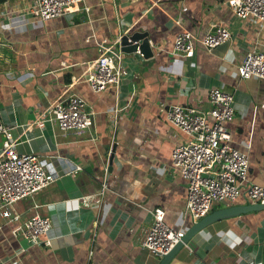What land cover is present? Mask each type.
Listing matches in <instances>:
<instances>
[{
  "label": "crops",
  "instance_id": "obj_1",
  "mask_svg": "<svg viewBox=\"0 0 264 264\" xmlns=\"http://www.w3.org/2000/svg\"><path fill=\"white\" fill-rule=\"evenodd\" d=\"M30 3L0 2V122L11 126L18 152L37 154L54 170L49 185L12 204L19 220L38 213L50 228L41 236L47 244H30L0 215V264H157L160 257L141 246L151 210L162 207L165 222L175 227L192 223L182 216L186 180L170 157L188 135L161 108H207L212 87L233 93L229 143L247 154L248 178L264 185V80L239 78L236 70L254 42L264 46V23L237 18L228 0H84L88 9L67 7L44 20L27 13ZM217 26L231 31L225 42L210 50L197 42L189 57L169 52L177 31L201 37ZM135 28L149 32L153 54L124 52L127 73L117 90H92L85 74L98 47L117 44ZM69 94L94 111L92 126L80 135L59 130L46 114L36 118ZM126 103L112 128L110 110ZM104 170L109 189L103 200L82 206V195L99 194ZM248 202L241 192L209 211ZM263 243L264 208L209 222L168 264H263Z\"/></svg>",
  "mask_w": 264,
  "mask_h": 264
},
{
  "label": "built area",
  "instance_id": "obj_2",
  "mask_svg": "<svg viewBox=\"0 0 264 264\" xmlns=\"http://www.w3.org/2000/svg\"><path fill=\"white\" fill-rule=\"evenodd\" d=\"M228 1L237 18L252 16L264 23V0ZM67 7L88 9L84 0H31L26 11L44 20L62 15ZM175 21L178 23L180 19ZM230 36L231 31L226 26H217L201 37L181 29L174 34L169 52L174 56L189 57L194 54L197 42L210 50ZM98 50V56L87 70L85 80L94 91L109 88L116 91L127 73L123 62L124 52L119 48L118 41L117 44H102ZM134 52L142 55L138 48ZM236 70L239 78L255 76L264 80V46L254 42L236 64ZM208 102L207 108L181 103H170L161 108L165 119L188 135L185 141L172 147L170 157L172 165L186 180L182 216L189 217L192 222L208 213L213 201L228 203L241 192L250 202H264V185L251 181L247 176V154L228 140L226 123L234 116L233 93L212 87L208 90ZM127 108L126 103L125 106L115 105L110 110L112 128H115L119 115ZM44 114L59 130H71L80 135L92 126L94 111L83 97L69 94L47 105L40 114L37 113L36 118ZM0 134V215L7 223L15 222L11 228L13 235L19 234L30 244H47L48 239L41 236L50 228L49 219L34 213L19 220L20 214L12 210V204L49 185L55 178L54 170L37 154L15 149L16 137L10 125L0 122ZM104 171L99 194L82 195V206L89 207L93 202L101 203L103 200L104 193L109 189L107 171ZM151 215V223L141 240V246L161 257L180 239L186 226L175 227L165 222L164 210L160 206H155ZM250 264L255 262L250 260Z\"/></svg>",
  "mask_w": 264,
  "mask_h": 264
},
{
  "label": "water",
  "instance_id": "obj_3",
  "mask_svg": "<svg viewBox=\"0 0 264 264\" xmlns=\"http://www.w3.org/2000/svg\"><path fill=\"white\" fill-rule=\"evenodd\" d=\"M119 48L123 52H134L137 48L142 53L144 57H149L153 54L151 39L149 36V32L147 30H139V29H130L121 34L118 38ZM114 144L111 148L109 158H108V170L112 164V156H113ZM264 208V202H248L246 204H232L227 205L221 208H217L209 211L198 220L193 221L189 226L186 227L184 234L180 237V239L165 253L162 254L157 264H168L172 256L185 244H187L190 239L198 233L200 229H202L209 222L226 217L235 215L238 213H244L249 211H254L258 209ZM262 262L264 264V243L262 248Z\"/></svg>",
  "mask_w": 264,
  "mask_h": 264
},
{
  "label": "rangeland",
  "instance_id": "obj_4",
  "mask_svg": "<svg viewBox=\"0 0 264 264\" xmlns=\"http://www.w3.org/2000/svg\"><path fill=\"white\" fill-rule=\"evenodd\" d=\"M214 202H217V201H213V203H214Z\"/></svg>",
  "mask_w": 264,
  "mask_h": 264
},
{
  "label": "trees",
  "instance_id": "obj_5",
  "mask_svg": "<svg viewBox=\"0 0 264 264\" xmlns=\"http://www.w3.org/2000/svg\"><path fill=\"white\" fill-rule=\"evenodd\" d=\"M3 0H0V2H2Z\"/></svg>",
  "mask_w": 264,
  "mask_h": 264
}]
</instances>
